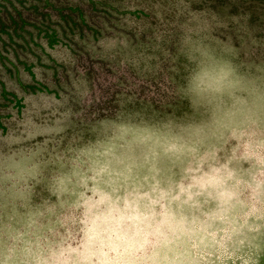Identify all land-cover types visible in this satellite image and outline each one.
I'll return each instance as SVG.
<instances>
[{
  "label": "rangeland",
  "instance_id": "1",
  "mask_svg": "<svg viewBox=\"0 0 264 264\" xmlns=\"http://www.w3.org/2000/svg\"><path fill=\"white\" fill-rule=\"evenodd\" d=\"M0 264H264V0H0Z\"/></svg>",
  "mask_w": 264,
  "mask_h": 264
},
{
  "label": "clouds",
  "instance_id": "2",
  "mask_svg": "<svg viewBox=\"0 0 264 264\" xmlns=\"http://www.w3.org/2000/svg\"><path fill=\"white\" fill-rule=\"evenodd\" d=\"M186 60L189 71L184 87L192 96L219 97L234 87L237 68L226 55L194 43L186 53Z\"/></svg>",
  "mask_w": 264,
  "mask_h": 264
}]
</instances>
